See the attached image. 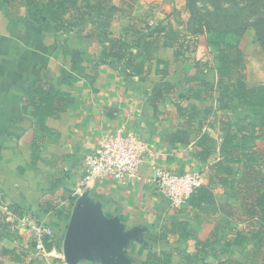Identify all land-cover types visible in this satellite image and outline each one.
<instances>
[{"label":"crops","instance_id":"crops-1","mask_svg":"<svg viewBox=\"0 0 264 264\" xmlns=\"http://www.w3.org/2000/svg\"><path fill=\"white\" fill-rule=\"evenodd\" d=\"M19 1L26 0H0V188L6 205L0 211V264H67L61 250L78 199L74 190L83 179L84 158L103 135L121 128L150 144L153 155L146 157L137 179L98 181L87 191L103 205L106 216H119L130 231L142 230L126 252L131 264H148L149 255L163 263L168 260L165 264H264V222L249 213L259 194L250 189L254 182L244 174L242 155L230 164L231 176L217 179L215 214L173 206L154 183L156 170L175 174L195 170L208 185L211 166L224 159L220 150L226 132L219 113L207 119L200 114L189 128L190 144L175 146L169 137L184 128L180 109L189 99L162 102L158 113L148 104L161 81L178 83L186 90L218 80L216 70L198 71L192 62H176L164 49L160 55L170 60L167 75L162 76L163 66L146 62L136 42L157 36L156 28L173 25L182 30L188 25L186 0H112L116 12L109 34L129 44L126 60L134 62L130 70L124 60L103 57L96 16H87L80 28L63 33L54 24L31 20L26 4ZM129 8L130 14L123 16L121 10ZM147 13H153L154 19H148ZM62 17L72 19L68 12ZM121 21L141 29V34L135 30L125 34ZM188 37L200 36L192 32ZM210 50L205 43L193 56L213 59ZM213 103H202L200 108L203 111ZM203 133L214 141L207 162L200 160L195 145ZM243 146L255 151L254 167L264 177V136L249 137ZM26 220L43 223L54 232L43 239L45 252L36 248L33 231L23 225ZM239 231L250 236L244 246L220 256L198 243L233 242ZM55 236L61 245L48 249L45 239L51 243Z\"/></svg>","mask_w":264,"mask_h":264},{"label":"trees","instance_id":"trees-1","mask_svg":"<svg viewBox=\"0 0 264 264\" xmlns=\"http://www.w3.org/2000/svg\"><path fill=\"white\" fill-rule=\"evenodd\" d=\"M28 2L29 17L38 24H54L58 31L69 33L80 28L86 22V18L96 16V30L100 32L101 44L103 48V57L106 60L117 59L124 60V65L128 70L134 67V62L126 60L128 43L120 39L110 37L116 9L112 6V0H26ZM135 3L136 0H129ZM123 10V9H122ZM123 16L130 14V8L122 11ZM187 11L193 13V5L187 0ZM68 12L72 19H63L62 15ZM176 21L179 26L183 25L180 21L181 13L176 14ZM121 28L125 34L132 33L134 30L141 34V29H133L132 24L128 25L125 21L120 22ZM142 24V22H141ZM141 24L139 25L141 27ZM138 26V27H139ZM183 29L168 26L166 28H156L158 35L148 40L139 39L138 46L142 49L146 62L162 65V76L167 75V65L169 58L160 55V50L172 54L176 62L183 61L193 64L194 69L198 71L216 70L217 82L205 81L204 84L196 85L190 89L184 90L180 84L165 80L156 84L148 104L154 112L160 111V104L169 99L182 101L183 98L189 100L180 109L181 119L184 122V128H178L169 137L170 145H188L191 142L189 128L197 121L200 114L204 118H209L214 112L221 115L222 129L226 132V137L221 148L223 160L211 166L212 177L210 184L203 185L197 189L190 197L186 207H193L204 213L215 214L219 211V204L214 194V186L218 185L217 179L226 175H232L230 164L236 163V156L245 159L244 174L254 182L251 191H255L259 196L255 203L251 204L249 213L251 216L259 215L260 220L264 222V177L257 171L254 164L257 162L255 151L243 146L247 138H260L264 136V84L258 82H249L245 76L247 67V57L245 53L236 45L229 41H222L217 49V54L213 59L197 58L200 48L204 44L214 46L215 42L200 37L190 38V23L183 25ZM161 33V34H160ZM203 33V32H202ZM140 36V35H139ZM205 37V36H204ZM263 53V52H262ZM159 54V56H158ZM190 54V55H189ZM160 57V58H159ZM214 102L212 106L205 107L202 111L200 104ZM237 121H233V116ZM247 131L248 134L246 133ZM196 152L202 162H207L214 152V141L207 134H200L196 141ZM224 182H227L226 179ZM249 184V182H248ZM249 192V191H248ZM184 207V208H186ZM253 209L258 210L254 212ZM186 226V225H183ZM185 230V229H184ZM256 235V234H254ZM252 234V237L254 238ZM250 236L243 232H236L233 242L230 240L215 241L210 245L198 242L203 248L210 249L213 255L220 256L229 250L243 247ZM219 243V244H218ZM47 248L53 245H61V240L54 237L51 243L45 239ZM218 244V245H217ZM165 259L170 256L164 254ZM163 263L156 255H149L148 264ZM169 262L165 260L163 264Z\"/></svg>","mask_w":264,"mask_h":264},{"label":"built area","instance_id":"built-area-1","mask_svg":"<svg viewBox=\"0 0 264 264\" xmlns=\"http://www.w3.org/2000/svg\"><path fill=\"white\" fill-rule=\"evenodd\" d=\"M148 155H153L151 145L132 131L121 128L114 133L103 135L98 146L84 158L83 179L74 190L75 197L79 198L87 192L90 185L98 181L127 183L137 179ZM154 183L159 193L173 206L182 207L187 205L191 195L205 184V179L202 173L195 170L183 174L156 170ZM5 210L6 205L0 188V211ZM23 225L33 231L36 248L44 251V237H53L54 232L43 223L34 224L26 220Z\"/></svg>","mask_w":264,"mask_h":264},{"label":"rangeland","instance_id":"rangeland-1","mask_svg":"<svg viewBox=\"0 0 264 264\" xmlns=\"http://www.w3.org/2000/svg\"><path fill=\"white\" fill-rule=\"evenodd\" d=\"M189 1L193 5V13L187 14L190 33L204 35L215 42L214 46L208 44L211 56L213 58L216 56L223 40L233 43L247 57L249 66L246 72L247 80L252 83H264V0ZM18 3H25V10L29 12L27 1ZM147 15L148 19H154L153 13ZM174 16L176 17V14ZM61 254L64 258L63 246Z\"/></svg>","mask_w":264,"mask_h":264},{"label":"water","instance_id":"water-1","mask_svg":"<svg viewBox=\"0 0 264 264\" xmlns=\"http://www.w3.org/2000/svg\"><path fill=\"white\" fill-rule=\"evenodd\" d=\"M141 233V229L128 230L119 216H106L103 205L87 191L72 211L63 239L64 259L67 264H131L126 252Z\"/></svg>","mask_w":264,"mask_h":264}]
</instances>
